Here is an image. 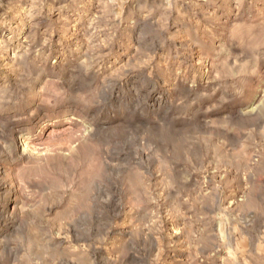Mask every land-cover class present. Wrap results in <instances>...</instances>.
I'll return each mask as SVG.
<instances>
[{
  "label": "clouds",
  "instance_id": "1",
  "mask_svg": "<svg viewBox=\"0 0 264 264\" xmlns=\"http://www.w3.org/2000/svg\"><path fill=\"white\" fill-rule=\"evenodd\" d=\"M225 2L15 6L20 22L0 37V264H95L100 248L105 264H177L203 231L193 225L228 211L237 191L241 210L256 196L264 206V104L246 106L264 96V0ZM0 8L13 12L11 0ZM76 119L120 130L87 178L57 167L45 141ZM237 128L256 157L243 187Z\"/></svg>",
  "mask_w": 264,
  "mask_h": 264
},
{
  "label": "rangeland",
  "instance_id": "2",
  "mask_svg": "<svg viewBox=\"0 0 264 264\" xmlns=\"http://www.w3.org/2000/svg\"><path fill=\"white\" fill-rule=\"evenodd\" d=\"M26 2L27 0H11L13 12H7L6 9L0 8V37L11 35L9 28L14 30L21 19V17L13 19L15 12L19 10L15 6L22 7ZM159 2L160 0H131L129 7L138 3L155 7ZM215 3L221 7V11L226 10L229 6L225 0H215ZM128 10L129 8L125 9L126 12ZM133 10L135 9L133 8ZM197 15L199 17L200 13L198 12ZM5 21L9 23L6 24ZM142 28L144 32L150 31V21L145 22ZM150 40L151 37H148L145 43L148 44ZM66 43L71 44L72 41ZM55 47L56 45H54ZM232 51L236 53L239 48L234 47ZM124 63H127V58ZM71 64L72 61L69 58V65ZM118 71L119 65L113 69V74H117ZM260 104H264V96L250 99L246 106L256 109ZM103 123L104 121L89 123L87 119L81 123L79 119H76L60 121L57 125H53L46 135L45 141L52 142L53 152L58 158L56 166L67 168L71 165L78 175L85 174V178H87V174L98 172L107 152L113 150L107 149L106 151V145L110 142L114 149L117 148L120 133L118 127L101 130L100 125ZM247 134L246 128L243 131L237 128L229 133V139L238 143L241 149L238 158V167L242 169L240 171L241 179L238 182L241 187H243L247 172L244 165H250L251 161L256 159L253 150L244 143ZM248 176L250 178L251 174L248 173ZM233 187L236 185L234 184ZM259 200L260 196H256L245 210H241V207L237 206V202L243 206L244 194L242 191H237L235 202L230 198L224 203L225 208L231 204L228 211L217 210L215 218L211 222L203 220L200 224L193 225V232H197L198 229H203V231L199 236H193L187 240L176 251L174 259L177 264H264V214H262L264 206L259 205ZM81 226L83 228L89 226L87 219L82 221ZM70 238L75 242L74 237ZM90 255L95 264H105L108 259V252L103 248L93 249Z\"/></svg>",
  "mask_w": 264,
  "mask_h": 264
}]
</instances>
